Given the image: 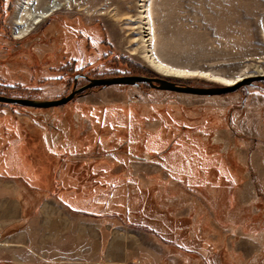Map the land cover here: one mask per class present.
I'll use <instances>...</instances> for the list:
<instances>
[{
  "label": "rangeland",
  "instance_id": "rangeland-1",
  "mask_svg": "<svg viewBox=\"0 0 264 264\" xmlns=\"http://www.w3.org/2000/svg\"><path fill=\"white\" fill-rule=\"evenodd\" d=\"M18 1L0 0L2 96L264 71V0H58L16 38ZM144 3L183 77L133 54ZM0 264H264V79L214 96L141 83L0 104Z\"/></svg>",
  "mask_w": 264,
  "mask_h": 264
},
{
  "label": "bare ground",
  "instance_id": "bare-ground-1",
  "mask_svg": "<svg viewBox=\"0 0 264 264\" xmlns=\"http://www.w3.org/2000/svg\"><path fill=\"white\" fill-rule=\"evenodd\" d=\"M63 5L65 4H62L58 0H19L13 15L15 37L23 38L27 36L39 24L47 20L53 13L60 10ZM142 7L143 14L141 15V21L136 27L139 30L138 32L142 33V36L134 40V42L139 40L141 44L138 50L134 49L133 54H137L138 52L149 66L162 75L183 77L184 74L189 73V71L171 65L158 54L150 3H144ZM257 75L264 76V71H260ZM250 76L256 75L251 73L245 75L240 74V76L235 79L223 80L222 85L231 86Z\"/></svg>",
  "mask_w": 264,
  "mask_h": 264
},
{
  "label": "water",
  "instance_id": "water-1",
  "mask_svg": "<svg viewBox=\"0 0 264 264\" xmlns=\"http://www.w3.org/2000/svg\"><path fill=\"white\" fill-rule=\"evenodd\" d=\"M262 79H264V76L256 75V76H250L244 78L243 80L231 86L222 85L219 87H212V88H200V87H193L190 85H183L181 83L160 77L122 76V77H114V78H100V79L90 80L87 86H84L83 88L77 91H73L69 96L59 100L35 101L31 99L12 98V97H6L0 95V104L21 105L30 108L58 107L70 102L77 94L81 93L86 89H90L94 87H109L113 85H137L141 83H148L154 88L167 90V91H174V92L198 95V96H214V95H222V94L235 92L241 86Z\"/></svg>",
  "mask_w": 264,
  "mask_h": 264
}]
</instances>
